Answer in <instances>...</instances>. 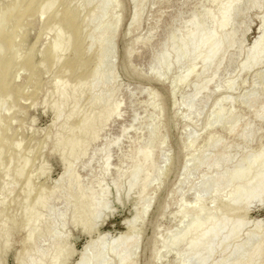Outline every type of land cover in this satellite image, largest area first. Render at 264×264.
Segmentation results:
<instances>
[{"label": "rangeland", "instance_id": "374dc122", "mask_svg": "<svg viewBox=\"0 0 264 264\" xmlns=\"http://www.w3.org/2000/svg\"><path fill=\"white\" fill-rule=\"evenodd\" d=\"M4 1L0 0V11L8 3ZM232 1L234 4L222 31L215 30L213 21L221 15L220 4H225V0L56 2L52 12L61 15L65 9L69 15L76 16L78 24L84 27V36L81 34L80 43L73 40L71 48L61 53V62L50 71L43 68L40 72L33 70L32 75L30 72L32 83L29 72L21 70L12 87H22L27 79L29 84L22 91L23 94L16 99H9L11 102L8 101L4 107L7 112L3 109L0 114V136H7L19 145L11 169L19 168L18 165L21 167L27 160L29 163L24 167L26 169L22 177L6 178L9 181L5 182L0 193V213L15 218L16 222L11 226L7 245L4 247L0 243V264H15L23 251L28 228L19 226L22 212L20 204L29 205L39 192L48 197L52 191L54 195L51 199H55H49L45 207L37 211L39 221L36 226L43 232V237L40 235L35 239L33 245L36 251L29 258L37 259L40 252L45 253L46 261L49 262L52 258L49 252L55 247H63L64 253L74 252V256L66 257L61 264H76L79 254L88 243V236L81 231V225H91L92 220L90 214L80 212L79 198L82 193L84 197H96L95 200L100 203L107 198L111 206L112 217L106 221V226L100 225L94 235V240L103 247L112 246L124 232L123 229L115 233V230H120L118 224L121 220L127 218L126 224L132 226L135 243L124 251L125 264H186L191 254L183 253L176 258L172 252L166 253L169 237L183 236L193 222L202 225L209 219H220L227 208L235 217L244 212L242 202L224 206L229 194L240 187L236 185L242 183L232 184L229 189L218 187L217 191L214 185L222 174L225 177L230 173L242 172L248 174L250 179L252 175L259 174L264 165V0ZM89 16H92L91 20ZM44 17L23 18L20 22L23 26L19 32L27 34L26 46L17 51L20 58L27 47L33 45L34 62L42 60V53L54 37L53 31L48 35L50 31L44 29ZM117 20H120L118 27ZM192 33L204 38L215 33L222 40L231 42L223 45L221 53L209 65L211 67H203L200 58L205 55L204 48L185 55L189 50L186 37ZM255 46L258 48L253 54ZM73 47L80 53L79 61L76 62L78 67L89 65L96 58L98 65L92 79L82 83L81 87L79 85L73 99L69 98L66 106H63L62 120L52 125V107L54 102L57 103L58 94L55 91L58 90L52 93L50 84L61 73L65 60L72 56ZM162 53L170 57V69L166 74L159 69ZM173 57L177 60L174 65ZM74 69L64 76L65 80L61 79L59 88H71L75 75L81 72L80 69ZM152 75L158 76L163 82L154 80ZM65 84L67 86L62 87ZM45 87L52 94L48 95L47 90L45 93ZM197 90L200 93L187 108V101ZM110 105L117 107V118L96 126V139L85 142L84 156L73 162L71 175L75 176L76 183L68 181L63 171L66 153L60 156L55 148L57 140L68 136L84 117L86 119L91 115V118H101L102 111L113 108ZM71 107L74 114L68 121L70 117H67V112L72 110ZM140 153H148L151 157L150 168L146 167L148 169L142 173V176L148 174L150 181L144 197L135 206L140 187H135L128 197H124L128 184L125 181H128L129 173L138 163L139 159L136 158H139L137 155ZM1 156L0 167L3 169L6 154ZM253 160H257L259 165L250 166ZM104 169L106 172H103ZM28 176L31 194L26 202L23 201L22 186ZM142 176L139 185L142 184ZM117 192L121 195L119 200L116 199ZM214 202H219L220 206ZM147 206L149 210L143 214L142 209ZM245 214L246 225L242 231L224 241L213 254L208 257L205 255L206 264H255L250 262V256L264 240V200L249 205ZM61 226L64 227L62 230ZM46 231L52 232L53 241L44 234ZM193 237L184 238L178 252L182 253L188 240ZM97 251L96 246L89 252L94 257L96 255L89 264H98ZM107 261L113 262L114 257L106 255ZM256 263L264 264V259Z\"/></svg>", "mask_w": 264, "mask_h": 264}, {"label": "bare ground", "instance_id": "6f19581e", "mask_svg": "<svg viewBox=\"0 0 264 264\" xmlns=\"http://www.w3.org/2000/svg\"><path fill=\"white\" fill-rule=\"evenodd\" d=\"M6 1H8V3L6 4L5 8L2 11H0V114H1L2 110L4 109V107L7 105L8 101H10L11 99H16L17 96L19 97L20 94H23L22 91L29 84L28 79H27L26 83L24 85H22V87L21 86H18L15 88H14V86L12 87V85H14L12 83L16 80L15 78L18 75V73L21 70H23V71L26 70L29 72L28 77L30 79L31 78L30 72L32 75L33 70L37 71V72L38 71L40 72L44 69L47 71H50L60 61V58H62L60 56L61 53L62 52L65 53L68 49L71 48L73 40H75L76 43H78V42L80 43L81 34L83 33L82 29L84 28V27L82 28L81 24L80 25L78 24V18L76 16L69 15V13L65 9L62 11L61 15L52 12V8L54 7V5H56V2H58V0H6ZM6 1H4V2H6ZM233 4H234V1H232V0L227 1V2L225 0V4L223 2L222 6L220 4L221 9L220 8L219 9L221 10V15L219 16V18L216 21L213 19L214 20L213 23L215 24V30L222 31V29H224V27L228 21L230 9L232 8ZM59 9L60 8H58V10ZM57 15L58 16L60 15V17L57 18L58 17ZM90 15H92L91 12H90ZM43 16L46 17L44 29L46 31H50V33L48 35L51 34V31L54 32V37H53L52 42L47 46V49L42 53L43 58L39 63H36L33 60V58H34L33 45H31L30 47H27V50H26L24 56L22 58H20L18 56L19 54H17V51L20 50V48L22 46H26V41H27L26 32L23 34H21L19 32V28L22 29L21 26H23V24L20 22L22 21L23 18L26 19L28 17H36V19H37L40 17L42 18ZM45 17H44V19H45ZM91 18H92V16H89V20H91ZM85 21H86V19H85ZM85 21L83 22L84 24L86 23ZM87 23H90V21L89 22L87 21ZM119 23H120V20H117V27H118ZM38 25H39V23H38ZM87 30H88V28H87ZM82 35L84 36V34H82ZM17 38L19 39L18 42H17ZM186 38H187V41L189 43V50L186 52V54H185L186 56H187V54L189 55L191 53V51L196 50L198 48H204L205 49V55L200 58L201 64L203 67H206V66L211 67L209 65H212V63L216 60L217 56L221 53L223 45L225 43L231 42V41L227 42L225 40H222L221 37H217V35L215 33H210L209 36L206 38L192 33V34H189ZM45 44L46 43L44 42V45ZM257 48L258 47L255 46L252 49L253 54L256 53ZM72 51H73L72 56L69 59L65 60V62H64L65 66L61 70V73L58 74L57 76H55L54 79L52 80L51 84H50L51 85L50 88L52 89V93L57 92V94H58V98H57L58 100L56 99L57 103L52 101V102H54L53 103L54 105L52 107V110L54 113L52 125L56 124L61 119L63 106H66L65 104L68 103L69 98L73 99L72 97L75 95L74 92L76 91V88L79 85L81 87L82 83L92 79V77H93L92 74L98 65V58H96L94 61H91L89 63V65L85 64V66L81 65V67H78V64H76V62L79 61L80 53L74 47H73ZM86 51H88V50H86ZM162 55L163 56H161V58L159 60V67H160L159 69H161V71L164 72V74H166L170 69V65L168 62L169 61L168 58L170 59V57H168L167 55H165L163 53H162ZM176 63H177V60L175 57H173L172 65H174ZM74 68H77L78 71L80 69L81 72L77 73L75 75L74 83L72 86L70 85L71 88L69 90L66 89V87L65 88H61V87L59 88V83H61V79H63L66 74L72 73L71 71H73ZM77 69H76V71H77ZM46 74H47V72H46ZM46 77H48V76H46ZM157 77L155 75H152V78L154 80H156L158 82H163L160 78H157ZM165 78H166V76H165ZM65 79H63V80H65ZM30 81H31V79H30ZM31 83H32V81H31ZM67 84L62 85V87L67 86ZM10 85L12 88H10ZM46 90H47V88L45 89V93H46ZM55 90H58V91H55ZM105 90H106V88H105ZM45 93L43 92V94H45ZM52 93H50V91H48V95H50ZM105 93H107V92H105ZM112 93H113V91H112ZM199 93H200V90H197L194 93L195 95L189 98V100L186 103L187 108H190V105L193 103L194 97ZM111 95H113V94H111ZM53 96H54V94H53ZM40 97H39V99H40ZM108 97H109V95H108ZM41 99H43V98L41 97ZM41 99H40V101H41ZM30 106H32V105H30ZM70 106H72V105H70ZM110 106L113 107V105H110ZM75 109H76V107H75ZM5 110L6 109H4V111ZM43 110H44V108H43ZM6 112L7 111H5V113ZM116 112H117V107H113L111 109H105L104 111H102L101 116H100L101 118H99V119L96 117L91 118L90 117L91 115L88 116L86 119H84L85 117L83 116L84 120L82 119L79 121L76 119L79 122H78L77 126L75 127V129L72 130L68 136L61 138V139H58V140L56 139L57 142H56L55 148L59 152L60 156L62 157V156H64L63 153H66L65 156L67 157V160L63 159V171H64V175H65L64 177L65 178L67 177L68 181L69 180L73 181V182L76 181L73 178L75 176L72 177V175H71L72 166L74 167L73 162L75 163L76 159L78 160L80 156L81 157H82V155L84 156L83 150H84V146H86L85 144L87 143V141L89 143L90 141L92 142L96 139V133H95L96 126L99 127L100 125H104L108 120H111V118H117ZM77 113H79V110L77 111ZM67 114H69L67 117L73 116V114H74L73 108L71 111H69V113L67 112ZM77 115L78 114H76V116ZM80 115H81V113H80ZM83 115L86 116L85 113ZM63 116L64 115H62V117ZM65 118H63V119H65ZM77 118H78V116H77ZM69 120H71V117H70V119H68V121ZM62 123L63 122H61V124ZM52 129H54V128H52ZM75 130H77V131H75ZM3 131H6V130H3ZM54 131H56V130H54ZM54 131H52V132H54ZM49 132H50V130H49ZM63 134H64V132H63ZM51 139H52V137H51ZM11 140L12 139H9L7 136H5V137L0 136V156L3 154H6V156H5L6 159H5V161L3 163V167H2L3 169H1V167H0V179H1L0 180V193H2L1 190H3L5 187V182L8 180V179L6 180L7 177H10V176H12L14 178L22 177L23 171L26 169V168L24 169V167H27V165H29L28 160H27V162L24 161V163L25 162L26 163L24 165H21V167H20V165H18L19 168H15L14 170L11 169V163H12V161H14L13 157H15L17 155V147L19 146L15 140L14 141H11ZM40 141H42V140H40ZM189 142L192 143L191 140H189ZM48 143H49V140H48ZM43 144H45V142ZM47 146H48V144H47ZM39 150H40V147H39ZM39 150H38V152H39ZM50 150H51V148H50ZM9 151H11L12 153H8ZM48 152H50V151H48ZM20 154H21V152H20ZM262 154L264 155V151L262 152ZM137 156H139V158ZM137 156H136L137 158L136 157L135 158L139 159L137 161L138 163L136 165L134 164L135 166H134L133 170L128 175V181L127 180L125 181L126 183L128 182V184H127V188L124 192L125 193L124 197H128V195L134 190L135 187L136 188H137V186L140 187V191L137 195L138 197L136 198L135 206L137 205L138 201L142 197H144L143 195H145L144 193H145V190L149 184L150 178L147 177V176H149L148 174L145 176L144 175L142 176V173L145 171V169L150 168L148 166H150V164H151L150 163L151 157L148 153H140ZM61 157H59V159H61ZM1 158H2V156H1ZM21 161H23V160H21ZM257 162H258L257 160L251 161L250 166L254 167L256 165H259ZM105 163H106V160H105ZM146 167H148V168H146ZM151 168H152V166H151ZM261 168H262L261 169L262 171L257 175H252L250 177V179H248L249 175L246 173L235 172V173H230L227 176L225 175V177H223L222 176L223 174H222L221 175L222 177L220 176L221 178L219 177V179H217L215 181L214 186L216 188V191H217L218 187L219 188L224 187V189L228 187V189H229V186L230 185L232 186V184L234 185L235 183H237V184L242 183V185H236V186H240V187H236L229 194V196L226 193L228 196V199H227L228 202L224 205L225 207H229V205L232 203L233 204L239 203V202L244 203V209H243L244 212H242L241 215H238L235 217L229 212V211H231L230 208H227L225 214L220 219L219 218L218 219H209L202 225H200L196 222L191 223V225L188 228H186L185 234L183 236L173 237V235H172L173 238L169 237V241L167 242V244L164 243L168 246L166 248L167 249L166 253L172 252V254L176 258L178 256H181V254H183V253H185L187 255L191 254L189 256L188 260L186 261V264H193V263L206 264V261L204 260L205 255L208 257V255L213 254L214 251L224 241H226V240L230 239L232 236L238 234L245 227V225H246L245 215L247 214V213L245 214V212H247L249 205L256 204V203H259L262 200H264V165H262ZM105 170L106 169H104L103 172ZM141 176L144 178H142V184L139 185L140 184L139 181H140ZM29 180H30V178L28 176L25 183H24V186H22L23 187V193H24V195H23L24 200L23 201H26V202L29 199V196L31 194V189H30L31 184H30ZM73 182H71V183H73ZM74 183H76V182H74ZM10 186H11V184H10ZM75 186H77V185H75ZM52 189H54V187ZM14 190H15V187H14V189L12 188V191H13V192H11L12 194L14 193ZM230 190H231V187H230ZM39 191H40V189H39ZM225 191H227V190H225ZM105 193H103V195ZM224 193L222 196H224ZM12 194L10 195V197H12ZM116 194H118V196L115 195L116 199L119 200L121 198V195L119 192H117ZM53 195L54 194L52 191H50L48 197L43 195L42 192H39V194L32 200V202H30L29 205H25L23 203L20 204V207H22L21 208L22 212H21V216H20L19 226L22 228H28V231H27L28 233H27V236L24 240V249L20 253V255L16 258L15 264H61L62 261L66 257H68L70 255L74 256V252H73V254L64 253L63 247H55L53 250L51 249L52 252H49L51 254L50 256H52V258L50 259L49 262H47L48 260L46 261V255H44L45 254L44 252H43L44 254H40V252H39L38 256L35 255V257L37 256V259H35L34 257H32L34 259L29 258L31 253L36 251L34 248V245H33V243H35V239L37 237H39L40 235H41L40 237H43L42 236L43 232L39 231L37 229V226H36V223L39 221V215L37 214V211L43 209V207H45V205H46V202L49 199H51V197ZM71 197L72 196H70V198ZM63 198H62V202H64ZM54 199H53V201H54ZM79 199L81 200L80 212L82 214H84V213H88V215L90 214V220H92V224L91 225H85V224L81 225L82 226L81 231L88 236V238H87L88 243L85 246V248L83 249V251L79 254L78 262L76 264H89L91 262L92 258H96V255L94 257V256L89 254V252H91V249H93V247H96V246L98 249V251H97L98 252L97 253L98 254L97 255L98 264H125L126 258L124 257V251L127 249V247L134 245V243H135L133 241L135 239V234L133 232L132 226L127 225V227H125V229H124V232L115 240V242L112 244V246L109 245L108 247H105V246L103 247L99 242L94 240V235H95V233L99 227V224L101 223V220H103L106 215H110L111 206L109 205V203H107V201H106L107 198L104 201L102 200L103 202L100 203V202L95 200L96 197H95V199L93 197L92 198L91 197H84V194L82 193L80 195ZM64 200H65V198H64ZM224 200H226V199H224ZM4 201H6V200L4 199ZM198 201H199V199L196 200V202H198ZM3 202H1V204H3ZM10 202L11 201H9V203ZM214 203H218L217 205L220 206L219 202H214ZM228 203H230V204L228 205ZM65 208H67V207H65ZM142 210H143V214H146L149 210V206H147L146 208H143ZM18 212L16 214H18ZM71 212H72V210H71ZM65 213H66V211H65ZM86 219H87V217H86ZM73 222H71V223H73ZM14 223H16L15 218L8 217V216H5L4 214L0 213V243H2V245L4 247L7 245L8 237H9L10 231L12 229L11 226H13ZM62 227L63 226H61V230H62ZM52 230H54V229H52ZM55 232H56V230H55ZM44 234L47 236L49 235L51 240L54 237L52 232L49 233L48 231H46V232H44ZM65 235H67V234H65ZM65 235L63 234V236H65ZM191 235H194L195 237H193V239H191V240L190 239L188 240L189 242L186 244L185 250L182 253L178 252V248L180 247V243H182V240L188 236H191ZM49 237H47V238H49ZM50 238H49V240H50ZM100 242H101V240H100ZM47 251H48V249H47ZM106 255L113 256L114 261L113 262L107 261V263H106L105 262ZM187 255H186V257H187ZM50 256H49V258H50ZM104 257H105V259L103 260ZM260 259H264V240H262L254 248L253 253L250 256V262H254L255 264H257L256 262ZM181 262H183V260Z\"/></svg>", "mask_w": 264, "mask_h": 264}, {"label": "water", "instance_id": "95a60500", "mask_svg": "<svg viewBox=\"0 0 264 264\" xmlns=\"http://www.w3.org/2000/svg\"><path fill=\"white\" fill-rule=\"evenodd\" d=\"M130 215H131V213H130ZM111 217H112V214H110V215H106L105 218H104L103 220H101V223L99 224V226L102 225V224H105V226H106V225H107V222H106V221H108ZM126 219H127V218H126ZM126 219H123V220H121V221L119 222L118 225H119V227H120V230H115V233L120 232V231H123V229H125V227H127ZM110 231H111V230H110Z\"/></svg>", "mask_w": 264, "mask_h": 264}]
</instances>
